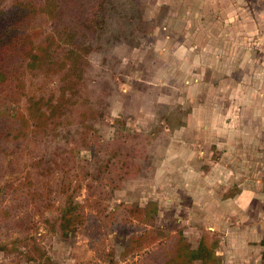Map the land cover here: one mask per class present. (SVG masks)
<instances>
[{
	"label": "rangeland",
	"instance_id": "obj_1",
	"mask_svg": "<svg viewBox=\"0 0 264 264\" xmlns=\"http://www.w3.org/2000/svg\"><path fill=\"white\" fill-rule=\"evenodd\" d=\"M138 4L145 34L93 51L54 124L36 131L28 100L61 74L4 99L0 131L21 134L0 138V264H162L182 236L211 264H264V0ZM52 29L32 19L34 45ZM68 195L82 222L61 234Z\"/></svg>",
	"mask_w": 264,
	"mask_h": 264
},
{
	"label": "trees",
	"instance_id": "obj_2",
	"mask_svg": "<svg viewBox=\"0 0 264 264\" xmlns=\"http://www.w3.org/2000/svg\"><path fill=\"white\" fill-rule=\"evenodd\" d=\"M7 1L0 0V108L9 92L14 95L16 89H25L22 78L26 75L31 78L47 72L62 75L57 98L28 100L29 120H34L36 131L55 123L54 117L59 109L63 110L61 100H66L70 106L76 103L73 100L76 96L85 95L84 74L92 67L90 54L93 51H107L117 43L133 46L146 32L138 0H45L37 12L24 2L3 9ZM40 15L53 21V29L45 36L43 44L36 47L29 29L32 19ZM98 40L102 42L94 47ZM20 134L19 128L10 127L0 131V138L12 137L11 140L18 141ZM78 208L75 198L68 195L53 224L55 231L75 232L76 224L82 222ZM260 246L264 249V238ZM215 259V253L204 239L193 248L182 236L173 253L164 256L162 264H194L196 261L211 264Z\"/></svg>",
	"mask_w": 264,
	"mask_h": 264
}]
</instances>
